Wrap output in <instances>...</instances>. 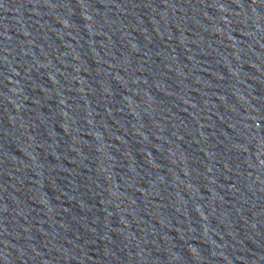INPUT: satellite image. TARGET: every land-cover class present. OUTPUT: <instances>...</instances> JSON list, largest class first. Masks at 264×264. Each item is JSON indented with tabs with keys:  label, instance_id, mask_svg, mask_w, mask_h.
I'll use <instances>...</instances> for the list:
<instances>
[{
	"label": "water",
	"instance_id": "1",
	"mask_svg": "<svg viewBox=\"0 0 264 264\" xmlns=\"http://www.w3.org/2000/svg\"><path fill=\"white\" fill-rule=\"evenodd\" d=\"M0 44L210 264H264V0H0Z\"/></svg>",
	"mask_w": 264,
	"mask_h": 264
}]
</instances>
